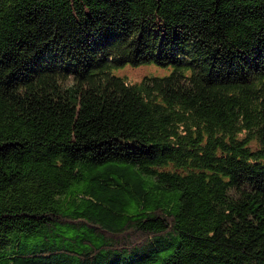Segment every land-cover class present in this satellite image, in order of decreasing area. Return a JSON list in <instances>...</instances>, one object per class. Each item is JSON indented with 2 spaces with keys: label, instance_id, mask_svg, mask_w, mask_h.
I'll return each instance as SVG.
<instances>
[{
  "label": "trees",
  "instance_id": "1",
  "mask_svg": "<svg viewBox=\"0 0 264 264\" xmlns=\"http://www.w3.org/2000/svg\"><path fill=\"white\" fill-rule=\"evenodd\" d=\"M0 264H264V0H0Z\"/></svg>",
  "mask_w": 264,
  "mask_h": 264
},
{
  "label": "rangeland",
  "instance_id": "2",
  "mask_svg": "<svg viewBox=\"0 0 264 264\" xmlns=\"http://www.w3.org/2000/svg\"><path fill=\"white\" fill-rule=\"evenodd\" d=\"M118 75L125 76L130 81L140 80L145 75H164L166 68L157 66L155 64H141L138 66L125 65L115 70Z\"/></svg>",
  "mask_w": 264,
  "mask_h": 264
}]
</instances>
